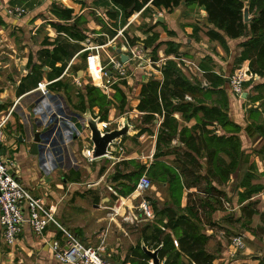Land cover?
<instances>
[{
	"label": "crops",
	"instance_id": "obj_1",
	"mask_svg": "<svg viewBox=\"0 0 264 264\" xmlns=\"http://www.w3.org/2000/svg\"><path fill=\"white\" fill-rule=\"evenodd\" d=\"M106 3L114 7L110 0H0V18H2V21H0V116L6 113L14 103L5 108L4 104L6 101L19 100L18 102L21 105V101L34 97V100L27 107L28 110L38 97V93L36 92L38 84L61 82L66 89L58 92L53 91L52 103L62 116L64 115L67 119L71 120L70 122L74 124L80 133L66 149H62L60 163L64 162L63 164H65L66 168L63 166L59 167L49 178H44L41 174L38 147L37 154H31L32 142L28 137L31 135L33 123L28 120V117H24L25 113L23 111L19 113L21 108L16 109L7 123L4 142L0 149L5 159L15 162L17 167L16 180L32 196L43 200L53 211L54 217L61 228L76 237L83 245L97 247L102 242L103 251L101 255L109 264H151L150 259L149 261H144L136 258L134 262H130V259H134L130 248H134L139 243V234L145 222L140 223L139 226L130 228V223L124 220L125 217L132 215L135 208L132 203L133 198L129 199L134 195V191L129 192L134 185H137L138 179L136 180V178H138L137 175L140 168L145 170V174L155 161L162 162L168 166L176 165L173 163V154H168L158 159L153 157L158 130L163 117L154 115L155 119L151 123H146L144 121V113L136 110L140 102L139 94L142 85L153 80L161 82L160 67L167 61H172L191 82L197 80L203 86L207 87L208 85V88L213 91L222 90L225 92L228 98L227 116L230 122L240 128L238 138L241 150L248 160L246 166L253 165L255 167L256 180L254 183L264 186V74L257 77L256 82L248 85L245 99L241 98L239 100L233 97L230 94L227 77L240 68H248L247 62L235 64L236 59L243 50L239 45L246 38L241 37L235 40L225 38L224 46H221L216 41L209 40L205 36V32L207 29H213V27L207 24L204 9L196 4L187 5L181 2L170 11L154 9L157 15H153L154 20L148 22V28L150 29L142 36L143 39H147L152 35H157L153 47L161 44L156 52L157 56L159 54L161 58L155 62H147L148 56H150L148 53H151L149 49H152V47L146 49L148 52L144 60L139 61L136 65H131V61L129 60L126 64V77L123 78L124 80L122 79V81H116L115 83V86L125 95V105L122 112L119 110V102L114 99L115 91L112 90L113 88H109L106 92H103L94 87L102 95L107 96L106 103L108 106L104 110V113L98 107H92L89 110L93 117H99V120H102L104 123L114 122V117L123 115L124 113H128L131 117H134L138 121H135L134 130L130 129L128 132L131 140L126 142V145H128L127 149H129L131 144L129 141L134 143L140 141V145L147 144L150 148V154L149 156L139 158L140 160H136V151L129 152L127 150L128 153L125 154V147L122 144L124 147L123 151L121 148L120 152H113L112 156L95 159L91 163H86L81 154L86 147L91 146V143L89 142V132L83 127L80 120L82 119L81 114H84L88 108L86 88L87 86H92V82H94V79L89 74V68L90 73L96 80L95 82L98 83L100 80L99 82L102 85V78L97 73L99 67L97 55L90 54L88 51L82 52V48L71 54L74 60L81 57L84 53H87V58L89 56V67L80 71L83 77L78 79L73 78L68 71L73 62L68 70L63 69L61 73L56 72V70L62 67V63H56L54 71L43 67L41 71L31 72V67L38 65L40 62L39 60L33 61L28 51L34 50V48L36 52L37 50L40 51L44 48L43 41L45 40L53 43V39L51 40L50 37H54V31L50 27V23H61L62 21L55 19L50 13L52 4L72 10L73 19L88 9L99 11L102 14L101 18L105 19L108 11L115 13L110 8L105 9ZM148 7L150 8L151 6ZM11 8L24 9L27 12V16L23 18L8 16L6 11ZM114 8L117 9L116 7ZM134 14L142 15L143 11L141 10ZM41 15L45 19H42ZM114 16V20L110 21L107 17L106 20L114 23L118 15L114 14ZM158 16L161 17V21L157 19ZM50 17H53L54 20L50 19ZM146 19L148 21L149 18ZM43 22L47 24L46 29L41 26ZM40 29L45 32L41 47L39 43L36 46L26 37L27 32L33 35ZM77 29L79 30L80 27L78 26ZM14 31L19 41H22L20 45L17 44V41H13L16 38L12 40L7 37L9 32ZM220 34L222 33L220 32ZM137 37L139 36L137 35ZM5 41L7 42L5 43ZM168 42L177 46L178 57H175L173 54L166 55L164 53L166 49L165 44ZM77 43L82 45L81 42ZM17 52L22 53L21 56L17 55ZM123 53L127 54V51H123ZM2 56L6 58H2ZM29 57H31V65H28ZM144 63L145 65L142 66ZM76 74L78 76L79 72H76ZM215 76L221 78L223 84L216 86L214 84L216 81ZM76 83H80L81 86L78 87ZM71 87L74 89L73 95L69 93ZM211 96L212 100L217 97L216 95ZM211 103L212 101L210 102L208 99L204 105L209 106ZM172 117L178 122V129L183 126L190 129L196 123L195 119L183 121L179 113H174ZM207 129L213 130L214 128L208 126ZM26 131L28 136L25 139L27 141L19 142V134H22L24 139ZM216 133L219 134L220 132L216 130ZM122 138H120L119 144L122 143ZM176 143V139L171 142V144ZM79 160L84 161L81 164L82 166H77ZM106 162L115 167V172H113L114 170L110 172L111 168L105 169L107 166L105 165ZM88 166H92L96 170L91 172ZM116 174L126 177H122L116 181L113 179ZM240 174L238 172L231 175L227 183L219 187L225 194V202L222 209L216 210L209 215L211 223L218 225V222L221 220L230 222L231 220H227V218H232L233 214H230V212L236 211L237 208L240 209L238 219L242 216L241 207L245 206L247 201L238 202L237 193L242 192V189H236L235 183L238 180L237 178H240ZM58 177L59 180H57ZM105 179L108 180L107 185H103ZM180 179L182 180L181 177ZM83 180L86 182H83ZM153 182L152 189L148 190L151 191L148 197L155 202L157 210H161L169 206V187L166 183ZM125 190H129L126 197L118 194ZM190 192H195V190L183 188L181 208L186 206V195ZM254 197H259L261 202L264 203L262 194ZM253 198L251 201H253ZM93 202L95 204H92ZM75 210L81 214L75 213ZM111 211H115L117 216L113 217ZM85 213H88L89 220L82 215ZM24 215L25 222L22 232L12 247L7 248L6 246H2L4 244L0 234V244L3 248H7L4 252H0V264H60L54 259L50 250L51 242L61 239L59 230L54 225H50L41 236H36L32 233L26 221L27 215ZM155 216L156 214L153 211V219H155ZM158 220L164 222V218L162 217ZM206 233L210 236L206 245V251L214 255L215 260L213 264H258L259 260L251 262V260L246 258L247 254L244 253L242 255H245V258H235L236 252L232 251L231 246L224 244L223 240L215 236L211 230H206ZM214 239L218 241L216 247L214 246ZM174 244L176 245L175 239ZM166 258L167 256L160 260L159 264H163Z\"/></svg>",
	"mask_w": 264,
	"mask_h": 264
},
{
	"label": "trees",
	"instance_id": "obj_2",
	"mask_svg": "<svg viewBox=\"0 0 264 264\" xmlns=\"http://www.w3.org/2000/svg\"><path fill=\"white\" fill-rule=\"evenodd\" d=\"M110 2L123 13L125 18H129L141 10L146 11L148 6H151L152 9L170 11L181 2L187 5L196 4L204 9L206 22L213 27V29H207L205 36L211 41L218 42L221 46H224L225 38L230 40L246 38L239 45L243 50L235 64L247 62L248 69L256 77L264 74V0H110ZM245 2L249 4V15L251 16L248 23H244L242 17ZM50 13L55 19L66 22V24L52 22L50 25L54 29L66 34L71 40L78 42L84 40V37L78 33L76 23L78 18L73 19L72 10L52 4ZM114 14L116 13L108 11L107 19L114 20ZM156 39L157 35L147 38L143 42V48L147 49L151 42L154 44ZM55 43L43 41L44 48L41 52L44 55V63L32 66L31 72L41 71L43 67L54 71L56 63H63L67 58H71L68 48L63 47L59 42ZM160 45L152 46L150 57L154 62L157 61L156 52ZM165 45L164 53L166 55L179 56L175 44L168 42ZM86 56L87 53H84L82 58ZM31 64V57H29L28 65ZM63 69L64 66L57 69L56 72L61 73ZM160 72L161 82L153 80L142 85L139 94L140 102L136 110L144 113L146 123H151L155 119L154 115L163 117L153 157L158 159L173 154V163L176 166H168L155 161L146 172L153 181L168 184L170 202L169 206L157 210L155 202L148 199L156 214L155 217L164 218V222L157 219L154 223L144 224L139 234V243L134 248H130L134 257V259H130V262H134L136 258L149 261L142 251L141 243H143L149 250L159 248V260L167 256L163 264H213L214 255L206 251L210 236L203 228H214L215 224L210 222L209 215L223 208L225 194L219 187L226 184L231 175L241 173L240 178H237L235 188L242 189V192L237 193L238 202L247 201V204L241 207V214L247 221H250L253 215L258 214L254 207L255 202L251 199L259 194H262L264 199V186L254 183L256 180L255 167L253 165L246 166L248 160L241 150L238 138L240 128L230 122L227 116L228 98L225 92L222 90L213 91L208 88V85L207 87L203 86L197 80L191 82L172 61H167L161 67ZM215 79L216 86L223 84L221 78L215 76ZM65 89L66 87L61 82H55L49 88L54 92ZM113 90L116 100L120 104L119 110L122 112L125 95L117 86H114ZM97 91L92 86L86 88L89 109L99 104L95 97L92 98ZM211 95L217 97L212 100L209 106L204 105L206 99H209ZM186 97H189L190 100H186ZM104 104L105 107L108 106L107 103ZM174 113H179L183 121L195 119V125L190 129L184 126L178 129V122L172 117ZM208 126L214 129L208 130ZM217 128L223 134H217ZM174 139L178 144H171ZM138 171L137 176L141 177L145 170L140 168ZM122 177L126 176L116 174L113 179L117 181ZM178 181L180 185H178ZM201 183L204 184L203 188L200 187ZM174 184L181 188L179 198L176 195L179 188H175ZM135 187L136 185L131 188L130 192L125 190L118 194L126 197L127 192H133ZM183 188L194 189L195 192L187 194L186 206L181 208L179 203ZM199 195L203 196L199 197ZM231 219V217L227 218V220ZM126 259L128 260V258ZM258 264H264V257Z\"/></svg>",
	"mask_w": 264,
	"mask_h": 264
},
{
	"label": "built area",
	"instance_id": "obj_3",
	"mask_svg": "<svg viewBox=\"0 0 264 264\" xmlns=\"http://www.w3.org/2000/svg\"><path fill=\"white\" fill-rule=\"evenodd\" d=\"M61 1V0H60ZM6 14L15 18H23L27 16V12L20 8H11L6 11ZM64 35V34H62ZM65 36V35H64ZM101 47H84L82 52L93 51ZM129 48V47H128ZM122 52L126 51L125 47H122ZM96 55V54H93ZM105 64H101L100 55L98 57V73L100 78L106 77L107 86L101 85L98 81L96 83L94 76L89 74L94 79L92 86L96 87L103 92L111 88L117 80L123 79L127 74L126 64L120 62L118 56L110 55L105 52ZM129 60H131L129 58ZM157 64V63H154ZM71 63L66 68L70 67ZM158 66V65H157ZM66 70V71H67ZM112 71V72H111ZM114 73L119 79H115L112 75ZM230 94L241 99V95L246 92L248 85L257 81V77L250 72L247 67L240 68L227 77ZM53 82L46 84H38L36 92L38 93L37 99L32 103L30 107V113L27 108L23 109L19 104V100L14 101L12 106L6 113L0 116V147L4 142L5 130L7 123L13 116L17 108H21L25 113L24 117H28L33 126H36V132L39 134L38 152H39V168L44 178H49L53 174L57 166L60 163V154L62 155V149H66L72 141L77 138L80 133L77 128L71 123L70 119L66 116H62L59 110L52 103L53 91L48 89L49 85ZM80 87V83H76ZM186 100H190L186 97ZM82 116V114H81ZM98 118L99 117H94ZM83 127L86 129V121L82 116L80 120ZM116 123V127L112 125ZM98 129L101 133L107 132L114 128H120L122 124L118 126L117 122L104 123L99 120ZM87 130V129H86ZM120 138L115 140L108 148V155L112 156L113 152H120ZM92 146L86 147L82 151V158L86 163H91L94 159L91 156ZM58 152V155H57ZM106 156V157H107ZM16 164L12 160H7L3 156L0 149V234L1 240L7 248L12 247L19 238L22 227L25 222L24 214L27 215V223L30 230L36 236H41L46 228L50 225H54L61 234L60 240H55L50 244V250L54 259L60 264H109L101 255L103 248L100 245L97 247H91L83 245L76 237L69 232L61 228L57 223L53 211L47 206V204L38 198H35L30 194L15 178ZM151 187L150 180L145 176H141L137 182L135 190L133 192L135 199H140L138 206L133 210H137V216L132 213L130 217H125L130 224L136 225L142 222L153 223V210L151 202L143 197V194ZM114 194V193H113ZM116 195V194H115ZM26 211V213H24ZM111 215L116 216L115 211H111ZM139 217V218H138ZM232 248L236 251L243 249V238L236 236L230 239Z\"/></svg>",
	"mask_w": 264,
	"mask_h": 264
},
{
	"label": "rangeland",
	"instance_id": "obj_4",
	"mask_svg": "<svg viewBox=\"0 0 264 264\" xmlns=\"http://www.w3.org/2000/svg\"><path fill=\"white\" fill-rule=\"evenodd\" d=\"M106 4H107V6L105 7V9L110 8V9L114 10V12L118 15V18H117L116 22H114V23H110L109 21H107L106 17H105V19L101 18L102 14H100L99 11L91 10V9L84 10L85 12L83 11L84 13H82L81 15H79L77 17L78 19L76 20V23L80 27L78 33H80L84 37V40L81 42L82 45L77 43L78 41L75 42V40H71L68 36H66V34H65V36L60 34V32H58L56 29H54L52 26H50V27H52V29L54 31V34H53L54 37L53 36L50 37L51 40L53 39L52 42L54 44H56L55 42H59V43H61V45L63 47L68 48V51L70 53L69 56L71 58H67L65 60L66 62L62 63V67L64 66V70H65L68 67V65L73 62L71 67L68 70L69 73L71 74V76H73V78L75 77V78L79 79L80 77H83V75L81 76V73H79L77 76L76 72H80L83 69L89 67V56H88V58H87V56L84 58H82V56H81V57H78L76 60H74L73 56H71L72 53H74L76 50H78L80 48L83 49L86 46H90V47H101L102 46V49L98 48L97 50L89 51L90 54L100 55L102 65L105 64V62H106L105 61L106 57L104 55L105 52L109 53L110 55H115L113 47L120 48V49L122 47H125L126 51H127L126 55H128L129 58L131 59L130 60L131 65H136L139 61L144 60V58L148 52L146 49L143 48V42L146 39H143L142 35L144 33H146L147 30L150 29V28H148V26H149L148 22L149 21L151 22L152 20H154L153 15L156 14L154 9L148 8L146 11L142 10L143 11L142 15L133 14L129 18H125L123 13L120 10L115 9L114 7H111L110 4H108V3H106ZM45 16H47V15H45ZM41 17H42V19H45V17L43 15H41ZM146 18H149L148 21ZM50 19L54 20L53 17H50ZM0 21H2V18H0ZM30 22H32V21H30ZM43 23H42V25L41 24L40 25L43 28H45L47 24H45L46 22L44 24ZM61 24H66V22L62 21ZM50 32H52V31H50ZM34 34L31 35L29 32H27L26 37L29 39V41L31 43L35 44L36 46H38L37 43H39L40 44L39 46L41 47L42 46V44H41L42 38H44L43 34H45L44 30L40 29L35 35ZM137 35L139 37H137ZM7 37L12 39V40H13V38H16L13 41H17V44H19V45L22 43V41L20 42L19 39L17 38V34H15V31L9 32ZM6 42L7 41H5V43ZM153 45H154L153 42H151V45L148 48H152ZM41 50H43V49H41ZM41 50L40 51L37 50V52H36V50L34 48V50L28 51V54L32 56L33 61L39 60V62L41 64H43L44 63V58H43L44 55H42ZM149 50H151V49H149ZM7 52H9V51L7 50ZM16 54L21 56L22 53L17 52ZM148 54H150V53H148ZM2 58H6V57L2 56ZM149 58L150 59H148L147 62L153 60L151 57H149ZM159 58H161V57H159V54H158V56H156V60L157 59L159 60ZM112 75L115 77V79H119L114 73H112ZM87 79H90V78H87ZM107 79L108 78H106V77L102 78V85L107 86ZM117 81H122V80L119 79ZM114 86H115V84L113 85V87L111 86V88H114ZM71 88H70L69 93L72 94L74 92V89L73 88L71 89ZM94 97L96 98V100L99 104L94 105L93 107H98L101 112H104V110L107 109V107H105V104H104V103H106L107 96L102 95L99 91H97L93 94L92 98H94ZM211 98H212V96L209 98L210 102L212 101ZM114 99L116 100V95H114ZM33 100H34V97H32V98L30 97L28 99L21 101L20 103H21L22 108L26 109ZM207 101H208V99H206V102ZM13 102H14L13 100L12 101H10V100L6 101L4 104L6 106L5 108H7L8 106H11V104ZM87 109L90 110L91 108L90 109L87 108ZM19 111H20L19 113H22V109ZM125 118H126V121H127L129 128L132 126L130 129L133 131L134 130L133 128H134V126L138 120H136L134 117H131L128 113H124L123 115H118V116L114 117L113 121L117 122V124L119 126L120 124L123 123ZM113 126L116 127L117 126L116 123L113 124L112 127ZM217 131H219L222 134V131L219 128H217ZM25 135H24V140L27 141L25 139L28 136L27 131H26ZM129 137H130V135L127 134L126 136H124L122 138V143H120V148H122V151H123V148L125 147L124 148L125 154L128 153L127 150H129V152L136 151V156H137L136 160H140L139 158L145 157L147 155L149 156L150 148L147 146V144L145 145V143L144 144L142 143L143 145H140V143H139L140 141H136L135 143L132 141H129L131 144H130L129 149H127L128 145H126V142L128 140H131ZM28 138L30 140L32 139L31 136ZM26 143H28V142H26ZM122 144H124V147ZM109 162H111V161H109ZM63 163L61 162L57 166V169H59V167H61V166L65 167V164H63ZM83 163H84V161L79 160V162H77V166L78 165L82 166L81 164H83ZM105 165H107L105 167V169L111 168L110 172H112L113 170H114L113 172H115V167H113V165H111L108 162H106ZM71 167H73V166L71 165ZM89 169L91 172H94L96 170L94 167L92 168V166L89 167ZM143 175H145L150 180L151 187L149 189L151 190L153 185H154L153 180L151 179V177L147 173H145V174L143 173L142 176ZM59 177L57 178V180H59ZM139 178H140V175L137 179L139 180ZM84 181L85 180H83V182ZM107 184H108V180L105 179L103 181V185H107ZM178 185H180L179 181H178ZM174 186H175V188H179L176 191V193H177L176 195L179 198L181 188H180V186L178 187L175 184H174ZM203 186H204V184L201 183L200 187L203 188ZM148 190L143 194V197L147 198V199H149L148 196H150V193H151V191H148ZM202 196L203 195H199V197H202ZM132 197H134V195ZM182 198H183V193L181 196V200H182ZM129 199L131 200L132 198L130 197ZM139 202H140V199H138V198L133 200L132 201L133 206L134 207L138 206ZM253 202H255L254 207H255L258 214L253 215L251 217L250 221H247L246 218L242 217V216L238 219V217L240 215V209L237 208L236 211L230 212V214H233V217H232L230 222L221 220L218 222V225H215L214 228H212V229L206 228L205 229V227H204L203 229L211 230V232L215 236L220 237V239L223 240V243L228 244L229 246H231V243H230L231 238L236 237V236L242 237L243 238V245H244L242 250L236 251L231 246L232 251L236 252L235 258H239V257L245 258L244 257L245 255H242L244 253V254H247V256H246L247 259L251 260V262L252 261L256 262V260L260 261L264 257V228H263L264 203L261 202V199H259V197H254ZM92 204H95V203L93 202ZM180 205H181V201L179 203V206ZM152 209H153V207H152ZM75 213L81 214L77 210H75ZM133 213L137 216L138 211L134 210ZM82 215L84 217H86L87 220H89L90 217H89L88 213H85ZM202 217H203V215H202ZM157 219L158 218L155 217V219H153L154 220L153 223L155 222V220L157 221ZM145 223H147V222H145ZM131 225L132 224H129L130 228L135 227V226H139L140 224H136L133 226H131ZM214 244H215L214 245L215 247L218 244V241L215 239H214ZM2 246H4V245H2ZM2 246L0 244V252H4L7 249V248H3ZM253 264H255V263H253Z\"/></svg>",
	"mask_w": 264,
	"mask_h": 264
},
{
	"label": "water",
	"instance_id": "obj_5",
	"mask_svg": "<svg viewBox=\"0 0 264 264\" xmlns=\"http://www.w3.org/2000/svg\"><path fill=\"white\" fill-rule=\"evenodd\" d=\"M242 17L244 23H248L251 20V16L249 15V4L247 2L244 3V7L242 9ZM157 19L161 21V17L158 16ZM113 50L115 54L118 56L121 63L126 64L129 62V56L124 54L122 52V49L113 47ZM149 57L150 56H148V59H150ZM144 65L145 63L142 64V66ZM246 96L247 94L246 92H244L241 95V98L245 99ZM30 109L31 108H28L29 113H30ZM82 116L86 121L85 127L89 132V142L91 143L92 146L91 156L92 159L94 160L106 157L109 154L108 153L109 146L112 145L115 140L126 136L130 129L125 118L120 128H114L107 132L101 133L97 126L99 119L94 118L88 109H86L85 113L82 114ZM30 117L32 119L31 113H30ZM30 136L32 137L31 154L35 155L37 154V146L39 142V134L36 132V126H32ZM18 141L19 142L25 141L23 139L22 134H19ZM141 248L143 253L151 260V264H159L160 261L158 258L159 248L156 250H149L143 245V243H141Z\"/></svg>",
	"mask_w": 264,
	"mask_h": 264
},
{
	"label": "bare ground",
	"instance_id": "obj_6",
	"mask_svg": "<svg viewBox=\"0 0 264 264\" xmlns=\"http://www.w3.org/2000/svg\"><path fill=\"white\" fill-rule=\"evenodd\" d=\"M98 69H99V67H98ZM98 69H97V73H98ZM99 74V73H98Z\"/></svg>",
	"mask_w": 264,
	"mask_h": 264
}]
</instances>
